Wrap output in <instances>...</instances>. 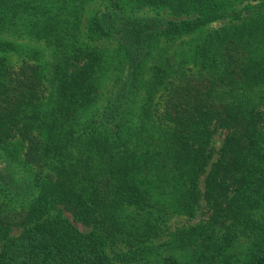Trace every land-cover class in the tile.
Instances as JSON below:
<instances>
[{
  "label": "trees",
  "instance_id": "obj_1",
  "mask_svg": "<svg viewBox=\"0 0 264 264\" xmlns=\"http://www.w3.org/2000/svg\"><path fill=\"white\" fill-rule=\"evenodd\" d=\"M87 1L0 0V264H264V0Z\"/></svg>",
  "mask_w": 264,
  "mask_h": 264
},
{
  "label": "rangeland",
  "instance_id": "obj_2",
  "mask_svg": "<svg viewBox=\"0 0 264 264\" xmlns=\"http://www.w3.org/2000/svg\"><path fill=\"white\" fill-rule=\"evenodd\" d=\"M85 8H84V14H83V24L81 25L82 28H84L87 25V21L88 18H90L96 11L101 10L103 5L101 3L100 0H89L87 2H85ZM142 14H150L152 15L153 13L150 10H144L142 12ZM162 16H164L165 18L169 19V20H182V19H186V17H183L181 19H176L175 17L171 16L168 14V12L163 11L162 12ZM235 23H238L239 21H234ZM230 23L228 19H225L223 21L220 22H216L213 23L209 28L208 31L210 30H215V29H219L221 27H223V32L226 28H230L233 25L228 24ZM239 23H242V21H240ZM19 28L18 27H12V28H7L6 30L4 29H0V40H9L12 41L16 44V46L20 49V50H26L27 48H41L44 49L45 45L40 44L41 42H36L34 39H30L29 37H26L25 35L21 36V34L19 33ZM207 31V32H208ZM198 38V36H191V37H185L184 39H182L181 41H179L178 43H176L173 47L168 48L169 50V55L170 56H174L175 55V59L179 60V53L182 50H187L190 49L194 44H195V40ZM98 47H100L106 54V57L109 59L111 65L113 66V68H118V65L116 64L118 61V47L116 45V43L114 42H107V41H103L99 44H97ZM14 60L18 59V55H16L14 58ZM153 62L150 63V65ZM116 73H114V71H109L107 78L105 79L106 81L103 83L102 86V91L101 93H103L102 96V100L96 104L92 109H90L88 111V115H92L95 111H97L103 103V97L104 94L107 90V88L111 85L112 83V79L115 76ZM225 136H226V131L222 130V129H216L215 135L212 139V143H211V149H212V160L209 164V166L206 168V173L203 174L200 178L199 181V188L201 190V192H204V180L205 177L207 175V173L209 172L212 164L214 162L217 161L218 157H219V152L223 146L224 140H225ZM0 157H1V152H0ZM1 161V158H0ZM68 217L73 220V218L67 214ZM209 217V209L206 207V202L203 201V199L200 201V204L198 206V209L196 211V215L194 218H183V217H179L176 218L174 220H172L169 223V228L170 231H175L176 229L182 228L184 226H192V225H196L199 224L205 220H207ZM74 222V221H73ZM75 226L81 230L82 232H89L90 229L86 226H84L81 223L78 222H74ZM21 232V230H16L14 232V235H18Z\"/></svg>",
  "mask_w": 264,
  "mask_h": 264
}]
</instances>
